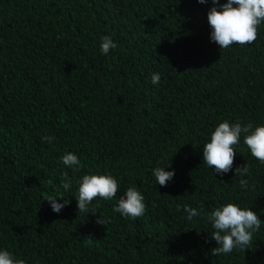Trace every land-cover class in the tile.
Returning a JSON list of instances; mask_svg holds the SVG:
<instances>
[{
	"label": "trees",
	"instance_id": "16d2710c",
	"mask_svg": "<svg viewBox=\"0 0 264 264\" xmlns=\"http://www.w3.org/2000/svg\"><path fill=\"white\" fill-rule=\"evenodd\" d=\"M210 6L0 0V246L26 264H264V224L248 249L211 253L213 208L238 203L264 220V164L243 136L233 168H249L248 189L202 161L223 120L264 124V27L252 44L220 49ZM104 35L118 45L108 56ZM67 152L80 168L61 163ZM160 164L175 170L166 186L152 176ZM96 172L115 176L120 191L79 212L77 181ZM133 185L146 204L136 219L113 211ZM49 196L69 203L54 213ZM177 205L201 216L188 222Z\"/></svg>",
	"mask_w": 264,
	"mask_h": 264
},
{
	"label": "clouds",
	"instance_id": "9594fccd",
	"mask_svg": "<svg viewBox=\"0 0 264 264\" xmlns=\"http://www.w3.org/2000/svg\"><path fill=\"white\" fill-rule=\"evenodd\" d=\"M207 4L209 0H197ZM207 11V22L211 29L210 41L220 49H228L232 45H248L257 40L258 31L264 27V0H210ZM118 47L112 36L104 35L100 39L99 51L108 56L110 50ZM159 73H153L151 83L155 86L160 82ZM247 147L250 155L264 164V124L253 126L241 121L223 120L211 131L210 137L203 145L202 161L212 169V172L223 176L234 171L239 177V187L248 189L250 170L245 165L233 168L236 146L241 143ZM42 141L49 144L55 141L54 136H43ZM61 163L68 168L78 169L81 160L73 152H67L61 157ZM156 184L166 186L175 176V170L160 164L152 169ZM77 208L79 212L90 213L89 208L97 197L102 200L117 198L120 184L110 173L85 174L77 181ZM51 210L60 213L69 203L62 196H49L47 199ZM182 208L184 218L188 222L201 216V210L188 205H177ZM113 211L122 217L136 219L146 212L145 197L135 186H130L117 199ZM92 213V212H91ZM205 218L211 226V238L216 247L211 249L214 256L228 255L234 250H246L252 242L255 233L261 231L264 220L252 208L238 203L228 202L205 213ZM100 222V220H99ZM0 264H26L24 259L17 257L6 247L0 246Z\"/></svg>",
	"mask_w": 264,
	"mask_h": 264
}]
</instances>
